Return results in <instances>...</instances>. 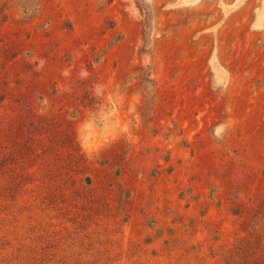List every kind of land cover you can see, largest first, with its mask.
I'll use <instances>...</instances> for the list:
<instances>
[{
    "label": "rangeland",
    "instance_id": "374dc122",
    "mask_svg": "<svg viewBox=\"0 0 264 264\" xmlns=\"http://www.w3.org/2000/svg\"><path fill=\"white\" fill-rule=\"evenodd\" d=\"M0 264H264V0H0Z\"/></svg>",
    "mask_w": 264,
    "mask_h": 264
}]
</instances>
